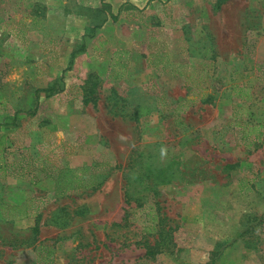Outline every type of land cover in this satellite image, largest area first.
Masks as SVG:
<instances>
[{
	"label": "rangeland",
	"instance_id": "rangeland-1",
	"mask_svg": "<svg viewBox=\"0 0 264 264\" xmlns=\"http://www.w3.org/2000/svg\"><path fill=\"white\" fill-rule=\"evenodd\" d=\"M108 1L0 0V264H264V0Z\"/></svg>",
	"mask_w": 264,
	"mask_h": 264
},
{
	"label": "trees",
	"instance_id": "trees-1",
	"mask_svg": "<svg viewBox=\"0 0 264 264\" xmlns=\"http://www.w3.org/2000/svg\"><path fill=\"white\" fill-rule=\"evenodd\" d=\"M105 7L103 9L104 13V18L98 23L96 24L93 28H92V32L90 34L85 35L83 38V42L82 45L75 50L74 52H72L71 57H70V61H69V66L68 68L71 67L73 60L75 59V57L77 56V54H79L80 52H83L87 49V42H86V38H94L97 34V32L99 31L100 28L103 27V25L109 20V18L111 17L113 21L118 20L119 17V12L121 11V8H123L124 4H122L120 6L119 12L115 13L113 8H112V4L108 1V0H103ZM67 68V69H68ZM65 69V70H67ZM65 85H66V81H65V74L61 75L57 80H55L53 83H51L49 86L46 87H40L37 88L35 91V106L34 108L29 109L28 111H26L27 114L30 115H34L37 113L38 111V107L40 105V100H41V96L44 97H51L54 96L57 93L62 92L65 89ZM93 91V89L91 90ZM85 96V103H90V99L87 97V93L84 95ZM18 115L19 112H17L15 114L14 117V121L12 123L9 122H0V131L1 130H5L7 128H10L12 126H18L17 124V119H18ZM264 125V123H263ZM261 127L262 124H258L254 127ZM260 134H257L256 138H259ZM3 142V140L1 141ZM99 163H95V166H98ZM90 168V167H89ZM88 168V169H89ZM44 170V169H43ZM49 170H51V167L49 168ZM48 173H51L52 175V171H49ZM25 174H21V177H25ZM241 185L244 187H246V183L242 181ZM242 187V188H243ZM247 191L248 190H253L254 189V185H250L249 187L246 188ZM140 206V205H139ZM3 215L6 218L9 219H19V218H26V217H30L31 215H36L37 216V224L35 226V230L38 231L39 230V222H40V218H41V214L40 213H35L29 210V206L27 204H23V205H11V204H3ZM132 209H136V207L132 206ZM154 206H152V210L148 212V221L147 224L144 226V237H147L145 242V246H146V255H152L154 256L155 254H159L162 252H169L170 248L169 247H165L166 244L165 242L160 243L161 241H163V239L167 236H164V229L163 226L161 224L162 221V217L159 215V213H156L154 211ZM121 225V224H118ZM149 235L152 236L151 240L149 237ZM156 235H158L156 237ZM154 242V243H153ZM40 247H45L47 249L46 251V255L41 258L44 260L43 264H53V258H52V254H53V250L51 249L50 246H46V245H39Z\"/></svg>",
	"mask_w": 264,
	"mask_h": 264
}]
</instances>
